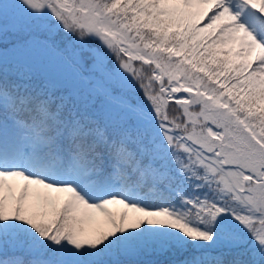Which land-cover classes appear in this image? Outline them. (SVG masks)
<instances>
[{"label": "trees", "instance_id": "1", "mask_svg": "<svg viewBox=\"0 0 264 264\" xmlns=\"http://www.w3.org/2000/svg\"><path fill=\"white\" fill-rule=\"evenodd\" d=\"M161 1L39 0L37 2H41L43 7L33 10L27 19L14 11L8 1L0 0V51L2 54H5L4 50L8 53L0 58V115L4 114L33 128L40 127L47 142L42 144L46 147L50 143L49 139L54 142L59 132L65 130V147L84 168L89 166L93 173L101 174L106 164L108 174H111V170L120 173L122 183L130 182L138 189L143 200L149 202V207H135L128 214L120 212L119 217L123 222L125 219L129 222L131 216L136 214L134 211H137L141 217L140 225L150 219L153 210H162L171 203L182 204L180 200L188 191L182 194L173 191L177 183H184L179 173L170 175L174 165L171 160L166 163L169 170L166 178H156L163 166L149 163L148 156L153 142L159 136L149 137L146 131L142 132L134 124L153 120L163 132L167 131L165 133L171 136V148L180 149L179 153H183L185 149L175 142L184 139L185 144L191 143L188 136L196 131L200 120L198 133L216 141L223 139V126L231 122L219 108L215 109L216 123L204 117L207 106L200 94L198 96L196 83L187 84L183 81L177 87L174 79H166L165 68L157 67L154 58L143 61L144 50H150L157 41L164 48H173L176 36L172 33L163 34L166 27L142 31V36L134 35L127 41L109 29L113 23L121 29L127 31L130 28L132 31L136 16L141 11H153L157 15L161 13L159 10L164 8ZM163 1L169 3L172 0ZM218 5V0H173L171 20L174 19L180 27L174 29L181 32L188 45L187 49L184 42V56L192 53V48L199 49L193 55L195 62L189 66L203 75L205 80L210 79L212 82H209L214 83L217 78L230 76L233 73L231 68H234L232 65L240 68L242 76L257 79L260 86L252 90L250 99L246 100L253 103L264 95V59L260 56L263 50L256 43L251 46V41L246 38L237 39L229 16L222 13ZM195 15L197 18L193 17ZM33 20L42 24L36 34H46L47 40L55 43L59 51L56 56H51V62L57 64V73L54 71V76L48 80L42 73L43 69L26 57L28 36L21 31ZM258 21L262 24L264 18H258ZM54 25L58 26L55 28ZM135 39L136 43L130 44ZM64 45L79 47L82 57L75 61L65 55L69 53ZM179 61L185 63L186 59L182 57ZM197 63L208 69L201 70L194 65ZM90 66H94L93 84L87 76ZM121 75L133 89L145 86L147 80L144 77L148 78L156 95L155 112L143 109L137 101L120 92L116 80ZM53 79L54 83L51 81ZM89 87L91 90L84 95V88ZM180 89L193 92L181 93ZM74 90L87 99L75 94ZM103 104L107 108L109 105L114 108L111 109L113 115L109 123L104 118L109 109L104 111ZM236 108L239 114L248 109L246 105L242 107L241 103ZM218 111L228 118L227 122L220 119ZM123 113L131 117L127 118ZM132 117L134 124L131 123ZM143 165L147 166L146 171H142ZM212 165L213 169L222 171L232 168L229 172L239 182V192L245 191L238 165L229 167L222 159L212 161ZM204 185L205 182L196 186ZM189 188H192L191 184L186 186V189ZM47 194L46 198H42L37 191L24 196L18 193V198L14 199L10 191L5 193L0 189V219L3 220L0 224V264H39L51 260L62 264H264V237L254 239L256 250H262V254L250 256L244 254L245 245L226 249L219 247L215 254L209 248L202 250L193 247L189 241L183 246L169 243L162 249H147L148 244L144 241L136 242L137 230H129L127 236L129 241L132 239L129 245L131 251H122L124 245L118 239L119 217L113 218L115 225L108 230L95 227L91 237L88 229L90 224L95 223V219L90 221L91 208L78 206L68 209L65 202H58ZM192 198L196 199V195L192 194ZM233 203L237 202L234 200ZM210 204L205 199L204 207ZM237 208L234 205L233 209ZM189 210L194 213V206L190 205ZM110 213H114L113 208ZM263 218L264 214H260L259 219ZM252 220L239 227L232 222L229 224L230 229L238 228L240 233L250 236ZM206 245L209 246V242Z\"/></svg>", "mask_w": 264, "mask_h": 264}, {"label": "rangeland", "instance_id": "2", "mask_svg": "<svg viewBox=\"0 0 264 264\" xmlns=\"http://www.w3.org/2000/svg\"><path fill=\"white\" fill-rule=\"evenodd\" d=\"M6 1H8L14 11L24 15L27 19L33 13V10L43 7L41 2H37L39 0ZM161 3L164 8L159 10L161 11L159 15L153 11H141L138 13L132 31H130V28L127 29V31L121 29L118 25H113V23L109 25V29L112 32L118 33L120 37H124V40L127 41L134 35L142 36L144 34L142 31L149 29L156 31L166 27L163 34L172 33L176 36L173 48H164L162 44H159V41H157L150 50H144L143 61L148 62L150 59L153 60L154 58L157 67L165 68L164 72L167 75L166 79H174L177 83V87L180 86L183 81L187 82V84L196 83L199 89L198 96L200 94L201 98L205 101L204 104L207 106L204 117L216 123L218 119L215 109L219 108L231 122L223 126V139L216 141L214 138L206 139L198 133L200 132L198 129V125H201L200 120L199 123H197L196 131H193L188 136L191 143L188 142L185 144L184 139H182V142H175L185 149L183 153H179L180 149L171 148V144L173 143L171 136L165 133L167 131L163 132L153 120L134 124L132 117L131 123L134 124V126H138L142 132L146 131L149 137H153L156 134L159 136L157 140L153 142L148 156L149 163H157V165L163 166L157 173L156 178H166L165 176L169 172L166 163L171 160L174 162V165L173 168H171L172 173L170 175L174 176L179 173L184 183V185L177 183L172 188L173 191L177 194L185 193V190L188 192H186V196L180 200L182 204L171 203L162 210H153L150 219H146L147 221L144 222L143 225H140L139 222L141 217L137 214V211H134L136 214L131 216L129 222H126V219L124 222L120 219V212L130 213L135 206L134 204L137 198L134 197V195H121L118 190L119 186L116 185L114 187L115 192L112 196L98 203H92V207H90V214L92 215L90 221L95 219V223L90 224L91 226L88 229V234L93 237V229L95 227L100 226L105 230L112 228L113 225H115L113 218L119 217L120 235L118 239L122 241L121 245H124L122 251H131L129 245L132 239L130 241L128 240L129 236H127V231L137 230L135 234L136 242L144 241L148 244L147 249H162L167 247L169 243L183 246L189 241L193 247H200L202 250L209 248L215 254L220 249L219 247L226 249L245 245L244 254L250 256L261 255L262 250H259V252L256 250L254 239L264 237L262 236L264 233V222L262 220H264V218L262 220L259 219L260 214H264V95L256 98L257 100H254L253 103L246 102L247 99H250V92L257 89L260 84L257 79L251 80L246 75L242 76L240 68L235 65L231 66L234 68H231L233 73L230 76L224 79L217 78L218 80L214 83H210L209 81L212 82L210 79L209 81L205 80L203 75L198 74L192 66H189L190 63L195 62L193 55L196 53L195 51L199 49L192 48V53H187V57L184 56V42L187 49L188 45L185 37L181 35V32L174 29V27H179V25L174 19L171 20L173 0L169 3L162 0ZM221 5L222 4H219V6ZM237 5L238 7L235 8L233 13L230 12L232 18L237 19L236 30H242L248 35L250 34L252 40H256V35L260 31H258L257 28L253 30L251 26L247 24L244 20L246 16L242 17L241 2H237ZM193 17L197 18L196 15ZM238 17H240L241 20ZM119 24L125 28L122 23ZM57 26L58 25H54L55 28ZM41 27V23L33 20L32 23H28L23 27L21 32L26 33L28 36L26 57L34 61V65L43 69L42 73L47 79L50 76L53 77L58 68L57 64L55 65L51 62L53 61L51 56H56L59 51L55 48V43L47 40L46 34L42 35L40 32L36 34ZM139 38L142 39L141 37ZM133 43H136V39L130 42V44ZM143 46L146 48L144 40ZM64 48L69 53L65 55H69L75 61L82 57L79 53V47L64 45ZM4 52L5 54H2V50L0 51V58L8 55L7 51L4 50ZM21 57H23L22 54ZM182 57L186 59L185 63L187 65L179 61V58ZM48 59L50 60L48 61ZM50 62L54 64V69ZM228 63H231V61H228ZM194 65L198 66L203 71L208 69L198 65V63ZM92 68H94V66H90L87 69V76L93 84L95 75ZM144 78L147 80V83L142 88L137 86L133 89L122 75L116 80V83L119 84L122 94L137 101L143 109H150L152 112H155L157 102H154L156 97L153 91L154 86L152 83L148 82L147 77ZM202 78L204 79L203 82ZM51 81L53 83L55 82L54 79ZM176 86L175 88H177ZM84 90V95H86V92H89L91 87H89V89L84 88ZM74 93L87 99V97L80 94L79 91L74 90ZM239 103L242 104V107L246 105L248 109L250 107L254 109H247L245 112H240L239 114L236 108ZM110 107L111 105L107 108L106 105L103 104L104 111L109 109L108 114L104 115L105 121L108 123L111 121L113 115L111 111L114 110V108ZM129 114L131 113L129 112ZM123 115L127 118L131 117L126 113H123ZM210 152L213 153L209 155ZM178 154L184 155L179 156ZM217 159H222L229 167L231 165L239 166L240 171L238 173L240 175L242 174L241 179L246 187L244 192H239L237 187L239 182L233 178V173L229 172L232 171V168L223 169V171L220 169H213L212 161ZM142 168V171L147 170V166L145 165H143ZM77 173L78 169L75 168L73 177L67 182L72 190L71 196L68 198L70 207L74 206L75 202H81L86 199L91 200L95 192V190L89 188V184L84 185L77 181ZM53 174H55L54 169L51 170L49 176L42 178L47 186L41 184L40 186L46 187L45 190H47V188H55L58 183L56 178H52ZM35 177L36 176L33 174L29 177V182L22 187L23 190L30 192L37 186V183H34ZM203 182L206 184L204 187L196 186L201 185ZM189 184L192 185V188L186 189V186ZM61 193H64V191H61ZM192 194L196 195V199L192 198ZM205 199L211 203L207 207H204ZM234 200L237 203L234 204ZM91 201H93V199ZM187 201L191 203H186ZM144 202L149 203L147 200H144ZM190 205L194 206V213H190ZM234 205L239 208L234 210ZM136 207L142 208V204L138 203ZM106 208H113L114 213L108 212ZM200 208H202L201 211H199ZM241 208L243 209L241 210ZM102 211L105 213L100 214ZM257 219L259 221H257ZM250 220L254 221L252 223L253 229L250 236L240 233V229L238 228L230 229L229 224L232 222L235 223L236 227H239L242 226L244 222ZM1 223H3L2 219H0V224ZM122 232L125 236H123ZM207 242H209V246L206 245Z\"/></svg>", "mask_w": 264, "mask_h": 264}, {"label": "water", "instance_id": "3", "mask_svg": "<svg viewBox=\"0 0 264 264\" xmlns=\"http://www.w3.org/2000/svg\"><path fill=\"white\" fill-rule=\"evenodd\" d=\"M179 92L181 93H188V94H192V91H189V90H184V89H180ZM219 112V111H218ZM220 119L223 121V122H227L228 119L227 117L223 116L222 114H220V112L218 113Z\"/></svg>", "mask_w": 264, "mask_h": 264}]
</instances>
